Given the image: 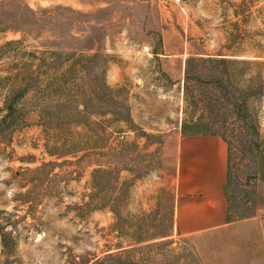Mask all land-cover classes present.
<instances>
[{
  "label": "rangeland",
  "instance_id": "rangeland-1",
  "mask_svg": "<svg viewBox=\"0 0 264 264\" xmlns=\"http://www.w3.org/2000/svg\"><path fill=\"white\" fill-rule=\"evenodd\" d=\"M184 121L228 147L227 222L193 235ZM263 146L264 0H0V264H264Z\"/></svg>",
  "mask_w": 264,
  "mask_h": 264
},
{
  "label": "crops",
  "instance_id": "crops-1",
  "mask_svg": "<svg viewBox=\"0 0 264 264\" xmlns=\"http://www.w3.org/2000/svg\"><path fill=\"white\" fill-rule=\"evenodd\" d=\"M174 223L181 235L227 222V143L216 135H181L176 149Z\"/></svg>",
  "mask_w": 264,
  "mask_h": 264
},
{
  "label": "trees",
  "instance_id": "trees-1",
  "mask_svg": "<svg viewBox=\"0 0 264 264\" xmlns=\"http://www.w3.org/2000/svg\"><path fill=\"white\" fill-rule=\"evenodd\" d=\"M52 54H55L53 52H51ZM229 60H226L225 58L219 60V62H228ZM182 130H183V134L184 135H210L209 133H206L205 130H207V127L204 123H201V121H192L189 122L188 121H184L183 125H182ZM250 131L253 135H257L258 136V130L255 126H251L250 127ZM262 156L260 159V166L264 168V146L262 147ZM103 169L98 168L94 170V173L98 174V173H102ZM95 174V175H96ZM94 179H97V176H95ZM95 188H97V186L95 185ZM94 199H92L91 197V201L86 205L88 207V209L94 208V209H98L101 208L104 205H94ZM115 249H119L117 251L114 252H110L107 253L106 255L103 256V258L101 259V261L107 262L108 259H117L118 262L117 263H113V264H129L131 261L128 260L127 263L126 262H121V260L124 258H128V256L130 255V250L128 249H124L121 246L116 247ZM101 261L99 260L97 262V264L101 263ZM111 264V263H110Z\"/></svg>",
  "mask_w": 264,
  "mask_h": 264
},
{
  "label": "built area",
  "instance_id": "built-area-1",
  "mask_svg": "<svg viewBox=\"0 0 264 264\" xmlns=\"http://www.w3.org/2000/svg\"><path fill=\"white\" fill-rule=\"evenodd\" d=\"M177 4L180 2V0H174Z\"/></svg>",
  "mask_w": 264,
  "mask_h": 264
}]
</instances>
